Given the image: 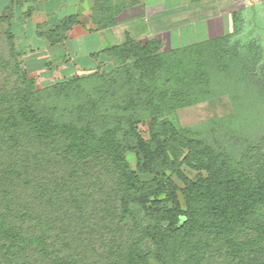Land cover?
<instances>
[{"label":"trees","instance_id":"obj_1","mask_svg":"<svg viewBox=\"0 0 264 264\" xmlns=\"http://www.w3.org/2000/svg\"><path fill=\"white\" fill-rule=\"evenodd\" d=\"M140 2L94 0L92 21L110 28ZM2 33L14 79L0 85V264H264V147L230 160L168 118L206 79L183 54L225 37L163 50L126 33L103 49L109 69L37 89Z\"/></svg>","mask_w":264,"mask_h":264},{"label":"rangeland","instance_id":"obj_2","mask_svg":"<svg viewBox=\"0 0 264 264\" xmlns=\"http://www.w3.org/2000/svg\"><path fill=\"white\" fill-rule=\"evenodd\" d=\"M211 1L206 0L204 5L209 7ZM218 7L207 10L223 12L222 28L215 27L213 31H205L201 17L213 19L214 14L178 15V30L173 31L171 40L169 29L158 30L156 25L149 27L143 23L126 29L120 38L123 40L126 33L139 41L157 37L162 42V49L166 50L216 36L225 37L224 42L203 48L202 54H183L180 59L183 67L189 73L204 71L206 79L204 84L190 86L191 103L170 113L168 118L177 128L188 132L192 137L203 139L215 151L234 160L247 145L264 147V0H227L218 3ZM5 29V23L1 22L2 62L3 59L12 61L8 54V41L2 33ZM14 52L21 71L27 69L28 76L35 80L37 89L61 80L36 74L25 66L15 46ZM8 65L10 63L0 65V85L10 84L14 79ZM111 65L109 60V66L105 69H109ZM159 75L161 87L173 86V81L165 83L166 74ZM138 130L144 136L147 135L145 125L139 124ZM126 156L130 166L134 168V154L128 152ZM182 170L189 178L197 174V171L186 166H182ZM173 178L178 185H182L179 179L175 176ZM179 199L184 207L181 195ZM137 214L142 218L141 212Z\"/></svg>","mask_w":264,"mask_h":264},{"label":"crops","instance_id":"obj_3","mask_svg":"<svg viewBox=\"0 0 264 264\" xmlns=\"http://www.w3.org/2000/svg\"><path fill=\"white\" fill-rule=\"evenodd\" d=\"M205 1L141 0L124 9L110 28H99L92 21L94 0H0V16L25 66L42 77L63 79L108 67L110 59L103 49L119 43L123 31L140 23L169 29L170 40L178 30V15L214 14L213 19L201 17L205 31L222 28L223 12L207 10L227 0H212L209 7ZM69 17L74 22L63 38L51 40L50 34Z\"/></svg>","mask_w":264,"mask_h":264}]
</instances>
